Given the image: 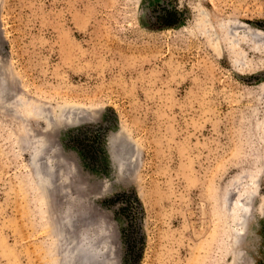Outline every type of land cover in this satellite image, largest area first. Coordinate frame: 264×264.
I'll return each instance as SVG.
<instances>
[{
    "label": "rangeland",
    "instance_id": "1",
    "mask_svg": "<svg viewBox=\"0 0 264 264\" xmlns=\"http://www.w3.org/2000/svg\"><path fill=\"white\" fill-rule=\"evenodd\" d=\"M0 96V264H264V0H0Z\"/></svg>",
    "mask_w": 264,
    "mask_h": 264
},
{
    "label": "bare ground",
    "instance_id": "2",
    "mask_svg": "<svg viewBox=\"0 0 264 264\" xmlns=\"http://www.w3.org/2000/svg\"><path fill=\"white\" fill-rule=\"evenodd\" d=\"M232 24V23H231ZM235 24V23H234ZM234 31V30H233ZM2 94V93H1ZM16 95V94H15ZM1 97V96H0ZM15 97V96H14ZM9 98V97H8ZM10 98H12V97H10ZM15 99V98H14ZM18 101V100H17ZM24 102H25V104L26 105H31L32 107H34V111L31 113V115L29 116V117H27L26 118V120L27 121H29V120H40V121H43V122H47L48 123V121L49 122H53V121H55V120H57V121H55V123H57V125L59 126L60 124L61 125H64V123H65V119L63 120V117H64V115L62 114V106L61 105H57V106H52V104L50 103V102H48V101H46V100H44V99H40V98H37V99H35V101H27V100H24ZM19 104H21V103H19ZM18 104V105H19ZM22 105V104H21ZM74 108V107H73ZM9 110V109H8ZM64 110H66V107L64 108ZM66 112V111H65ZM64 112V113H65ZM68 112V111H67ZM69 112H71V110L69 111ZM73 113L75 112L74 110L72 111ZM29 113V112H28ZM77 113V112H76ZM81 113V112H80ZM68 114V113H67ZM16 115H19V114H17L16 113ZM66 116V115H65ZM69 116V115H68ZM71 116V115H70ZM79 117H82L81 115L79 116ZM86 117V116H85ZM84 117V118H85ZM75 118V117H74ZM76 119V118H75ZM79 119H81V118H79ZM69 120V119H68ZM90 120V119H89ZM70 121V120H69ZM72 122H69V123H65V124H69V125H73V123H74V120H71ZM79 120H77L76 122H78ZM75 122V123H76ZM70 123H72V124H70ZM74 123V124H75ZM54 125V127L56 126L55 124H52V126ZM50 128H52V127H50ZM37 131V130H36ZM33 132H35V131H33ZM36 133V132H35ZM41 133V132H40ZM28 134H29V136L30 137H32L33 139H34V136H33V133H32V129H30L29 131H28ZM36 134H39V133H36ZM121 134V135H120ZM119 135H116V136H113V137H109L108 139H106L107 141V143H106V146H107V149H108V155H109V158H110V161H111V163L114 165V167L116 168V170H117V172H118V170H119V173L121 174V171L123 170V169H126L127 167H126V165H127V162H128V164H129V159L127 160L126 158L129 156V158H130V160H132V158L134 157V153H135V149H134V151H133V148L131 147V145H133L134 146V142L131 140V138L129 139V136L128 135H126V134H124V133H120ZM41 135V134H40ZM38 136V135H37ZM29 139V138H28ZM40 141H44V140H41L40 139ZM135 141V140H134ZM27 142H28V140H27ZM126 142V144H128L129 145V147L127 148V152H126V157H123V152H121V150L123 151L124 150V148H122V145H124V143ZM43 143V142H42ZM122 143V144H121ZM26 146H27V149H29L30 150V153H31V165H30V169H31V174H32V178H33V182H34V184H35V186L38 188V187H40L41 188V190H45V189H43V187L44 188H48V186L50 185V183H49V179H50V177L48 176L49 174H45V173H43V172H41L40 170H39V167H38V164L40 165L41 163H38V161H40V159H39V157H40V154L42 155V150L41 149H39V147L41 148L42 146H41V144H40V142H39V139L37 140V139H35L34 141H33V143H27L26 144ZM24 147V146H23ZM135 147V146H134ZM120 148H122V149H120ZM42 149H44V148H42ZM39 150H40V152H39ZM135 157H136V155H135ZM52 158V157H51ZM39 159V160H38ZM43 159V158H42ZM41 159V160H42ZM38 160V161H37ZM48 161H46V162H44L43 161V163H45V166L47 165L49 168H50V165H52V163L50 164V160L49 159H47ZM134 161L135 160H133L132 162L134 163ZM41 162V161H40ZM132 162H130V163H132ZM42 165H44V164H42ZM46 166V168H48ZM42 167H44V166H42ZM53 167V166H52ZM40 169H41V167H40ZM45 169V168H44ZM50 170H52L51 168H50ZM49 170V172L51 173V171ZM43 171H45V170H43ZM127 171V170H126ZM125 171V172H126ZM46 172V171H45ZM47 172H48V169H47ZM46 172V173H47ZM127 173V172H126ZM52 174V173H51ZM49 184V185H48ZM42 185V186H41ZM46 188V189H47ZM49 189V188H48ZM46 191V190H45ZM253 195V194H252ZM251 194H250V196H248V199H249V197L251 198V196H252ZM237 207V206H236ZM236 207H235V209H236ZM239 207H241V206H239ZM246 209H247V203H246V206H242L241 207V210H242V212H243V215H244V213L246 212L247 213V211H246ZM230 210V209H229ZM240 210V209H239ZM239 210H237V211H239ZM236 211V212H237ZM241 216V217H239V215H238V217H239V220H236L235 222H237V224L239 225L238 227H235V228H238V229H235L234 228V230L232 231V234H233V236H235V234H236V236L239 234H237V231L240 229V227H244L245 228V222H246V217L247 216ZM236 216V215H235ZM237 217V216H236ZM237 217V218H238ZM235 220V219H234ZM234 225V224H233ZM234 232V233H233ZM241 238V237H240ZM238 240H240V239H237L236 238V241H235V244L237 245V243H238ZM80 241V240H79ZM82 243L84 244V240H82ZM87 243H85V245H86ZM73 247H74V249H75V251L74 252H76V250L78 251V253L77 254H79V252L81 253V258H80V256H79V261H71V260H74V258L76 257V255L77 254H71V255H69V260L71 261L69 264H80V263H82V264H94L95 262H96V264H97V261H95V260H97L99 257H101V246H95V245H91V244H88L86 247L84 246H82V244H81V241L80 242H77L76 244H75V246L73 245ZM107 248H108V246H107ZM234 248H235V246H234ZM65 249V248H64ZM64 249H63V251H64ZM231 249V248H230ZM68 251V250H67ZM73 251H71V252H73ZM60 252V251H59ZM70 251H69V253H71ZM63 253H65V251L63 252ZM67 255V254H66ZM64 256L63 254H62V256H60V258H58V260L61 262V261H64L63 263H65V260H67L68 258V255L67 256ZM77 258V257H76ZM76 258H75V260H76ZM78 260V259H77ZM95 261V262H94ZM104 261V260H103ZM67 262V261H66ZM100 262V261H99ZM101 263V262H100ZM103 264V263H102Z\"/></svg>",
    "mask_w": 264,
    "mask_h": 264
},
{
    "label": "water",
    "instance_id": "3",
    "mask_svg": "<svg viewBox=\"0 0 264 264\" xmlns=\"http://www.w3.org/2000/svg\"><path fill=\"white\" fill-rule=\"evenodd\" d=\"M122 144V143H121ZM129 147V145L128 144H126V142L124 143V145H122V148H124V150L122 151L121 150V152H123V157H126V152L128 151L127 150V148ZM131 147L133 148V151H134V146L133 145H131ZM122 148H120V149H122Z\"/></svg>",
    "mask_w": 264,
    "mask_h": 264
}]
</instances>
